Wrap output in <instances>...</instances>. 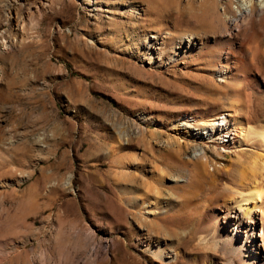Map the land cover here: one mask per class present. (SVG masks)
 Returning <instances> with one entry per match:
<instances>
[{"label": "rangeland", "instance_id": "obj_1", "mask_svg": "<svg viewBox=\"0 0 264 264\" xmlns=\"http://www.w3.org/2000/svg\"><path fill=\"white\" fill-rule=\"evenodd\" d=\"M222 11L232 19L224 0H0V264H254L224 221L233 154L182 125L225 113L237 78L264 97L235 71Z\"/></svg>", "mask_w": 264, "mask_h": 264}, {"label": "bare ground", "instance_id": "obj_2", "mask_svg": "<svg viewBox=\"0 0 264 264\" xmlns=\"http://www.w3.org/2000/svg\"><path fill=\"white\" fill-rule=\"evenodd\" d=\"M224 6L230 8L233 17L230 20L222 11L218 20L222 35L226 34L230 39L227 54L237 57L239 66L235 71L245 73L247 77L250 75V84L263 88L264 72L259 61L264 62V0H224ZM241 27L245 29L240 31ZM229 36L237 40L240 37L241 41L235 46ZM243 51L246 53V64L238 57ZM227 65L226 60L223 68ZM225 71L223 73L219 66L216 82L221 89L227 86L230 75L228 68ZM233 81L236 82L234 87L219 92L225 99V113L206 120L186 118L182 125L195 131L194 136L205 141L217 135L218 138L211 141L214 153L233 154L234 159L221 167L223 173L229 175L227 192H230L224 221L227 219L233 232L230 242L241 247L246 244L254 264L258 261L264 264V97L257 101L252 92H247L242 86L243 77ZM173 143L181 147L175 138ZM193 152V167L196 168L198 163L205 166L207 150L196 145Z\"/></svg>", "mask_w": 264, "mask_h": 264}]
</instances>
